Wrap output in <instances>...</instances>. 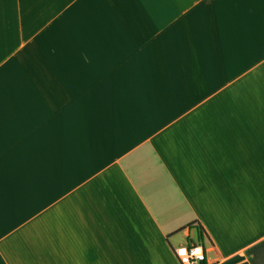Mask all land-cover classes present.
<instances>
[{"label":"crops","instance_id":"obj_1","mask_svg":"<svg viewBox=\"0 0 264 264\" xmlns=\"http://www.w3.org/2000/svg\"><path fill=\"white\" fill-rule=\"evenodd\" d=\"M263 239L264 0H0V264Z\"/></svg>","mask_w":264,"mask_h":264},{"label":"built area","instance_id":"obj_2","mask_svg":"<svg viewBox=\"0 0 264 264\" xmlns=\"http://www.w3.org/2000/svg\"><path fill=\"white\" fill-rule=\"evenodd\" d=\"M181 264H205L206 247L202 242H187L174 249Z\"/></svg>","mask_w":264,"mask_h":264},{"label":"trees","instance_id":"obj_3","mask_svg":"<svg viewBox=\"0 0 264 264\" xmlns=\"http://www.w3.org/2000/svg\"><path fill=\"white\" fill-rule=\"evenodd\" d=\"M248 254L253 264H264V239L250 247Z\"/></svg>","mask_w":264,"mask_h":264}]
</instances>
